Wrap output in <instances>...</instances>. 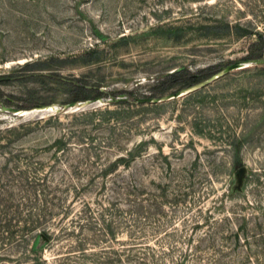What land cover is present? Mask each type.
<instances>
[{"label": "rangeland", "instance_id": "1", "mask_svg": "<svg viewBox=\"0 0 264 264\" xmlns=\"http://www.w3.org/2000/svg\"><path fill=\"white\" fill-rule=\"evenodd\" d=\"M0 106V264H264V0H0Z\"/></svg>", "mask_w": 264, "mask_h": 264}, {"label": "bare ground", "instance_id": "2", "mask_svg": "<svg viewBox=\"0 0 264 264\" xmlns=\"http://www.w3.org/2000/svg\"><path fill=\"white\" fill-rule=\"evenodd\" d=\"M254 61H256V63H258V62H260L261 60H254ZM248 62H251V61H247V62H237L236 64H229V65H226L223 69H225L224 70V72L223 73H219V74H217V76H215V77H213L210 81H212V80H214V79H216V78H218V77H221V76H223V75H225V74H228V73H230V72H232V71H235V70H239V69H243V68H246V67H249L251 64L250 63H248ZM253 62V61H252ZM239 65V67H234V65ZM222 69V70H223ZM221 70V71H222ZM203 85V83H201V84H199L198 86L196 85L195 87H193L192 88V86H190L191 88H186V89H183V90H181V91H178L177 93H175V94H171V95H165V96H161V97H159V98H146V99H139V101H148L149 103H157V102H162V101H165V100H169V99H171V98H175V97H178V96H181V95H184V94H186V93H189V92H192V91H194V90H196V89H198L200 86H202ZM95 102H98V101H95ZM88 103H90V101H88ZM78 103H75V104H73V105H77ZM81 105H83L84 106V103H81ZM67 106V105H66ZM53 105H48V106H46L45 108H41V109H36V110H38V111H36V112H48V111H53ZM73 107V106H72ZM0 108H1V111L2 112H10L11 113V111H14L16 114H14V115H20V116H22V115H26V114H28V112L29 111H20V110H16V109H14V108H11V107H8V106H0ZM33 110V109H32ZM35 110V109H34ZM33 110V111H34ZM33 113V112H32Z\"/></svg>", "mask_w": 264, "mask_h": 264}, {"label": "water", "instance_id": "3", "mask_svg": "<svg viewBox=\"0 0 264 264\" xmlns=\"http://www.w3.org/2000/svg\"><path fill=\"white\" fill-rule=\"evenodd\" d=\"M234 67H239V65L237 64V65H234ZM224 70L225 69H223V72H224ZM138 102H145V101H139V100H137ZM72 106H74L73 105V103H69L67 106H63L62 108H64V109H69V108H71ZM11 113L12 114H16L14 111H11ZM243 168L242 167H240L239 169H238V174H241L242 172H243Z\"/></svg>", "mask_w": 264, "mask_h": 264}, {"label": "trees", "instance_id": "4", "mask_svg": "<svg viewBox=\"0 0 264 264\" xmlns=\"http://www.w3.org/2000/svg\"><path fill=\"white\" fill-rule=\"evenodd\" d=\"M221 70H222V69H221ZM221 70H220L218 73H220ZM218 73H217V74H218ZM198 84H200V83H198ZM198 84L196 83V84H193V85L195 86V85H198ZM191 86H192V85H191ZM185 88H190V86H189V87H185ZM163 96H165V95H163ZM163 96H162V97H163ZM151 98H158V97H151ZM143 99H144V98H143Z\"/></svg>", "mask_w": 264, "mask_h": 264}]
</instances>
